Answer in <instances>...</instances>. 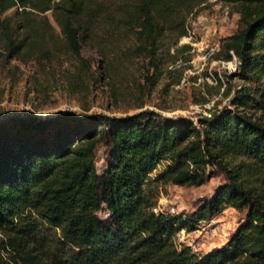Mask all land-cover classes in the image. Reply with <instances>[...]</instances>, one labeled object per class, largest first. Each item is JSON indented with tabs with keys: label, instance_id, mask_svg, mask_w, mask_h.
I'll use <instances>...</instances> for the list:
<instances>
[{
	"label": "trees",
	"instance_id": "1",
	"mask_svg": "<svg viewBox=\"0 0 264 264\" xmlns=\"http://www.w3.org/2000/svg\"><path fill=\"white\" fill-rule=\"evenodd\" d=\"M204 1L0 0V67L71 53L78 90L84 43L101 55L126 39L153 61ZM226 1L239 26L222 39L223 57L239 59L243 84L198 123L148 109L0 122V264H264V120L255 116L264 110V0ZM216 168L224 181L192 211L155 209L166 185L202 184ZM228 206L247 211L226 242L206 251L178 242L179 229Z\"/></svg>",
	"mask_w": 264,
	"mask_h": 264
},
{
	"label": "rangeland",
	"instance_id": "2",
	"mask_svg": "<svg viewBox=\"0 0 264 264\" xmlns=\"http://www.w3.org/2000/svg\"><path fill=\"white\" fill-rule=\"evenodd\" d=\"M203 5L193 15L204 16L205 28L199 33L192 32L193 18L187 19L190 30L175 42H163L153 61L137 54L126 39L113 40L101 55L93 45L84 43L82 55L88 60L82 67L83 82L77 85L78 90H72L69 84V80L76 78L80 65L79 59L71 53L57 51L50 59L41 61L32 57L24 62L11 60L0 67V118L7 117L3 119L7 121L13 115L38 117L67 111L123 117L148 109L162 116L188 117L198 123L201 116L228 104L243 84L234 74L238 67L229 62L232 55L225 59L222 47V39L239 26L238 12L226 0ZM215 43L217 46L213 48ZM240 108L248 109L249 105ZM255 116L264 120V110L259 107ZM103 156L104 146L101 145L96 160L99 171L104 169ZM224 179V173L216 168L202 184L166 185L157 208L190 212L202 199L212 195ZM246 211V208L228 206L200 221L194 230L180 231L178 239L199 251L219 246L226 242Z\"/></svg>",
	"mask_w": 264,
	"mask_h": 264
},
{
	"label": "built area",
	"instance_id": "3",
	"mask_svg": "<svg viewBox=\"0 0 264 264\" xmlns=\"http://www.w3.org/2000/svg\"><path fill=\"white\" fill-rule=\"evenodd\" d=\"M216 1H218V0H206V1H204V2H202L201 3V5H203V4H205V3H208V2H212V3H216ZM193 13L194 12H192L191 14H190V16H189V18H188V20H190L191 18H193L192 19V21H191V25H190V27H191V29H192V32H197V33H199V30H201L202 28H205V26L203 25V22H204V16H202L201 14H194L193 15ZM204 26V27H203ZM189 27V28H190ZM188 27H187V30L189 31L190 29H189ZM215 46H217L216 45V43L215 44H213L212 45V47L214 48ZM231 55H232V59L231 60H233L232 62H231V60L229 61L230 63H233L234 64V67H238V65H239V63H240V61H239V59L236 57V55L233 53V51H231ZM228 62V63H229ZM232 65V64H231ZM155 209L156 210H158V208H157V206L155 207ZM194 230V229H193ZM180 231H186L184 228H181V229H179L177 232H176V237H177V240H178V242H182V241H180L179 239H178V235H179V232ZM186 232H188V231H186ZM184 243V242H183ZM186 244H188V243H186ZM189 245H191L195 250H197L196 249V247L194 246V245H192V244H189Z\"/></svg>",
	"mask_w": 264,
	"mask_h": 264
},
{
	"label": "water",
	"instance_id": "4",
	"mask_svg": "<svg viewBox=\"0 0 264 264\" xmlns=\"http://www.w3.org/2000/svg\"><path fill=\"white\" fill-rule=\"evenodd\" d=\"M59 113H69L68 111L67 112H58V113H56V114H53V115H48V116H38V117H36V118H41V119H45V118H47V117H55L57 114H59ZM17 116H22V117H31V116H28V115H25V114H20V115H13V116H11V117H9L8 119H11V118H14V117H17ZM6 120L7 119V117H1L0 118V122L1 121H4V120Z\"/></svg>",
	"mask_w": 264,
	"mask_h": 264
}]
</instances>
